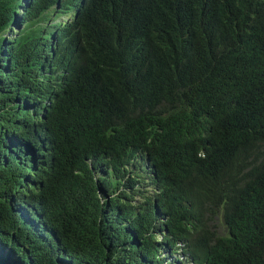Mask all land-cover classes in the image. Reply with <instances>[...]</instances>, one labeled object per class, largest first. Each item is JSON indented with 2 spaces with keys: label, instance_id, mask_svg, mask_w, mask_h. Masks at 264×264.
Returning <instances> with one entry per match:
<instances>
[{
  "label": "trees",
  "instance_id": "obj_1",
  "mask_svg": "<svg viewBox=\"0 0 264 264\" xmlns=\"http://www.w3.org/2000/svg\"><path fill=\"white\" fill-rule=\"evenodd\" d=\"M8 10L0 256L264 264V0Z\"/></svg>",
  "mask_w": 264,
  "mask_h": 264
},
{
  "label": "clouds",
  "instance_id": "obj_2",
  "mask_svg": "<svg viewBox=\"0 0 264 264\" xmlns=\"http://www.w3.org/2000/svg\"><path fill=\"white\" fill-rule=\"evenodd\" d=\"M1 1L8 4L9 7L8 15H14L15 19H19L22 17L24 19H29V20L33 15L35 3H36V0H1ZM58 6L59 3L57 4V7ZM16 29H17L16 27H12L8 33L14 34ZM3 254L7 255V252L5 251L4 253H2V256H0V264H6V262H4L2 258ZM177 264H180V262H178Z\"/></svg>",
  "mask_w": 264,
  "mask_h": 264
},
{
  "label": "rangeland",
  "instance_id": "obj_3",
  "mask_svg": "<svg viewBox=\"0 0 264 264\" xmlns=\"http://www.w3.org/2000/svg\"><path fill=\"white\" fill-rule=\"evenodd\" d=\"M69 19V18H68ZM149 175L148 174H146L145 176H144V185H146V184H148L149 182H150V179H149V177H148ZM215 224H216V226H220V221H219V219H217V220H215ZM3 261L4 262H6V264H8L9 262L10 263H12L11 262V260H12V258L7 254V255H4L3 254Z\"/></svg>",
  "mask_w": 264,
  "mask_h": 264
},
{
  "label": "water",
  "instance_id": "obj_4",
  "mask_svg": "<svg viewBox=\"0 0 264 264\" xmlns=\"http://www.w3.org/2000/svg\"><path fill=\"white\" fill-rule=\"evenodd\" d=\"M8 264H13V260H12V263H8ZM15 264H18V263H15Z\"/></svg>",
  "mask_w": 264,
  "mask_h": 264
}]
</instances>
